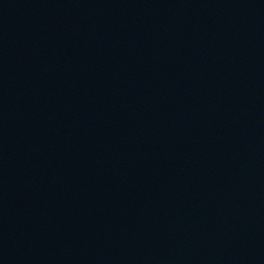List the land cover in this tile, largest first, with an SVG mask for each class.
<instances>
[{"label": "water", "instance_id": "obj_1", "mask_svg": "<svg viewBox=\"0 0 264 264\" xmlns=\"http://www.w3.org/2000/svg\"><path fill=\"white\" fill-rule=\"evenodd\" d=\"M124 0H0V264L67 154Z\"/></svg>", "mask_w": 264, "mask_h": 264}]
</instances>
